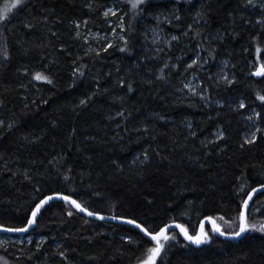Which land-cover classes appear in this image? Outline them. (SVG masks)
Instances as JSON below:
<instances>
[{"label": "trees", "instance_id": "trees-1", "mask_svg": "<svg viewBox=\"0 0 264 264\" xmlns=\"http://www.w3.org/2000/svg\"><path fill=\"white\" fill-rule=\"evenodd\" d=\"M112 1L23 0L0 21V225L23 227L40 199L59 193L153 232L178 223L194 235L206 217L238 231L243 200L264 184V77L253 75L264 63L256 51L264 50V8L143 0L132 9L124 0L121 38L88 46L78 30L109 32ZM9 4L0 0V11ZM159 12L168 15L164 31L178 37L168 55L144 38ZM196 56L191 73L210 102L182 89L181 69ZM251 111L255 140L246 137ZM247 217L264 223V191ZM204 232L208 241L192 247L170 231L156 264H264V233L226 241ZM26 235L44 240L0 244V264H140L154 246L133 227L86 218L61 201L46 204Z\"/></svg>", "mask_w": 264, "mask_h": 264}, {"label": "rangeland", "instance_id": "rangeland-1", "mask_svg": "<svg viewBox=\"0 0 264 264\" xmlns=\"http://www.w3.org/2000/svg\"><path fill=\"white\" fill-rule=\"evenodd\" d=\"M124 0H114L109 3V5L104 10V16L108 18V26L111 27L109 32L104 31H94V30H78V34L80 37L85 40L88 43V46H94V44L97 42V40L104 41L106 43H111L119 38H121V30L123 29V13L121 15L116 16L117 12H120L122 10V3ZM252 5H258V9L264 8V0H250ZM130 2V0H129ZM5 7H3V10ZM2 10V9H1ZM2 10V11H3ZM1 12V11H0ZM107 13V15H105ZM196 12L195 14H197ZM169 16H172L170 14ZM168 15H165L163 12H159L155 17H149V19L153 20L152 23L147 25L146 32L144 35V38L149 45V47L152 48L154 52H157L159 54L163 53L165 55H168L167 49L170 47V43L173 41L172 35L168 34L167 31H164V29L161 27V24L167 20ZM196 17V16H195ZM88 47V48H91ZM196 60V64H192V62H188L184 64V67H182V75L183 79L181 81L182 89L188 94H192L193 96H196L200 99H207V101H211L210 98L207 95V92L202 87L199 79L197 78V75L195 73H191V70L195 67L197 68V64L199 63V60L197 59V56L193 59ZM192 60V61H193ZM164 61L167 63L170 61V59L165 58ZM191 65V67H189ZM260 65V64H259ZM259 65L255 66L256 68L259 67ZM203 66V65H202ZM221 66L225 67V64L221 63ZM199 67V66H198ZM185 85H189V87H185ZM190 89H195V91H192ZM251 117V119H249ZM245 120L248 125V131L246 133L247 139L252 138V134L257 132L258 125L256 120V114L251 111L249 114L245 116ZM264 233V232H262ZM33 239H35V242L38 244L44 240L43 237L38 236L34 237L32 235H10V234H2L0 233V244H4L5 242H13V243H30Z\"/></svg>", "mask_w": 264, "mask_h": 264}, {"label": "snow or ice", "instance_id": "snow-or-ice-1", "mask_svg": "<svg viewBox=\"0 0 264 264\" xmlns=\"http://www.w3.org/2000/svg\"><path fill=\"white\" fill-rule=\"evenodd\" d=\"M132 9H136L137 6L141 3H143V0H130ZM23 4V0H11V4L7 5L5 9L0 12V21L5 20L8 16V13L12 12L14 9H17ZM107 15V13H105ZM191 27V25H189ZM173 40L178 39V37L173 36ZM123 50V49H122ZM257 53H260L261 55H264V50L260 49L259 47L256 49ZM5 55H7L5 53ZM196 60L192 61V64H196ZM191 67V65H189ZM253 75L257 77H264V63H261L259 67L256 68V71L253 73ZM35 79L37 80H47L48 83H52L50 79H48L47 76L42 75L40 73L35 74ZM229 84L232 83V81H227ZM121 84H123V81H121ZM185 87H189V85H185ZM131 90V88L129 89ZM192 91H195V89H190ZM258 99L261 101H264V95L258 96ZM85 103V101L81 100V104ZM241 108H244L245 105L243 102L239 105ZM118 115H122V113H118ZM259 115V114H257ZM251 119V117L249 118ZM2 123V122H0ZM11 127V125H9ZM223 136V133L221 132L220 135L217 137L218 139ZM256 139L255 133L252 134V140ZM247 143H251L252 141H246ZM67 178V177H66ZM260 188H264V184L260 185ZM257 191L256 188H253L252 191L248 194V199L243 200L239 215L240 225H239V231L226 233L221 231L219 226H214L213 231L219 232L221 235H230V236H240L242 233L248 230H257L259 232H264V223H260L259 225L255 223H249L248 217L246 215V210L249 208V200L252 198V194ZM54 196H60L59 193H54L53 196H45L43 200H41L38 204H36L35 209L32 211L31 218L28 219L27 224L24 225L22 228H14V229H4L2 225H0V229L5 231H26L29 226L33 225L36 222L37 214L40 212L42 206H44L48 201L52 200ZM65 201H70L77 209H79L82 212H87L90 216H98L100 219H103L104 217L101 216L98 212H92L89 211L87 208H84L81 206V204L77 203L76 200H73L70 196H63L62 197ZM69 215H72L71 212H69ZM115 219H120V217H114ZM223 219V217H221ZM130 224L135 225L137 228H140L141 231L148 237H150V240L154 242L153 247H149L147 249V257L144 260L140 261V264H156L157 257L161 254L162 249L164 248V244L162 241H167L169 239V236L166 234V230L170 228V225H164L159 229L158 232H153L149 230L148 228L142 227L140 224H138L135 220H129L127 221ZM177 227L180 228L181 232L183 233L185 239L191 241L192 243L196 245H200L202 243H206L209 239L208 235L201 229V232L198 235L192 236L188 234V231L181 225H177ZM171 239H175V236H172ZM63 255V253H61Z\"/></svg>", "mask_w": 264, "mask_h": 264}, {"label": "water", "instance_id": "water-1", "mask_svg": "<svg viewBox=\"0 0 264 264\" xmlns=\"http://www.w3.org/2000/svg\"><path fill=\"white\" fill-rule=\"evenodd\" d=\"M254 188H256L257 191H256L255 193L252 194V198H253L256 194H258L259 192L264 191V188H260V186H257V187H254ZM251 191H252V189L248 192V194H249ZM248 194L246 195L245 199H248V198H249V197H248ZM48 196H53V194H52V195H48ZM63 196H67V195L60 194V196H54V198H53L52 200L48 201L46 204H48V203H50V202H52V201H61V202H65L66 204H68L69 206H71L72 208H74L79 214H81L82 216H84V217H86V218H89V219H92V220H100V221H104V222H110V223L123 224V225H127V226H130V227H133V228L137 229V230L140 232V234H141L144 238L150 240V237L146 236V235L141 231L140 228H137L135 225L128 223L127 221H129V219H125V218L115 219L114 217H117V216L106 215V214H100L101 216L104 217L103 219H100L98 216H90V215H88L87 212H82V211H80L79 209H77V208L75 207V205H73L70 201H65V200L62 198ZM252 198H251V199H252ZM43 199H44V198L40 199L36 204H38V203H39L41 200H43ZM72 199H73V198H72ZM245 199H244V200H245ZM251 199H250V200H251ZM73 200H74V199H73ZM250 200H249V203H250ZM76 202H77V201H76ZM77 203H78V202H77ZM36 204L34 205L32 211L35 209ZM46 204H45V205H46ZM45 205H44V206H45ZM44 206H42V208H43ZM81 206H82V205H81ZM82 207H83V206H82ZM42 208H41V209H42ZM241 210H242V208H241ZM32 211H31V213H30V217H29V218H31ZM89 211H90V210H89ZM38 214H39V213H38ZM38 214H37V216H38ZM246 215H247V210H246ZM36 218H37V217H36ZM34 225H35V223H34L33 225L29 226L28 229H27L26 231H23V232H20V231H5V230L0 229V233H2V234H10V235L12 234V235H18V236H20V235H26V234H28V233L31 232V230L33 229ZM167 225H170V228L166 230V234L169 233L170 231H174V230H175V231L179 232V233L181 234V236L183 237V239H184L187 243H189L192 247H198V246L201 245V244H200V245H196V244L192 243L191 241L185 239V237H184L183 233L181 232L180 228L177 227V225H181V224H178V223H169V224H167ZM239 225H240V222H239ZM181 226H182V225H181ZM205 226H208V227L211 229L212 233H213L217 238L222 239V240H226V241H237V240H240V239L246 234V231H245L244 233H242V234H241L240 236H238V237H236V236H230V235H221L219 232H215V231H213L214 226H218L217 223L215 222V220H214L213 218H211V217H206V218H204V219H202V220L200 221L199 226H198V230H197L196 234H194V235H192V236L198 235V234L201 232V229H203V231H204ZM23 227H24V226H23ZM3 228H4V229H14V228H7V227H4V226H3ZM21 228H22V227H21ZM158 231H159V230H158ZM158 231H157V232H158ZM238 231H239V230H238ZM188 234H189V233H188ZM189 235H190V234H189Z\"/></svg>", "mask_w": 264, "mask_h": 264}, {"label": "bare ground", "instance_id": "bare-ground-1", "mask_svg": "<svg viewBox=\"0 0 264 264\" xmlns=\"http://www.w3.org/2000/svg\"><path fill=\"white\" fill-rule=\"evenodd\" d=\"M239 222H240V220H239Z\"/></svg>", "mask_w": 264, "mask_h": 264}]
</instances>
